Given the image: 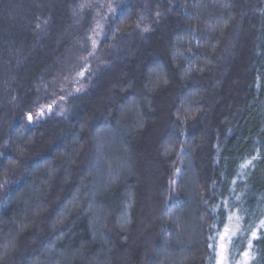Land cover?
Segmentation results:
<instances>
[{
	"label": "trees",
	"instance_id": "obj_1",
	"mask_svg": "<svg viewBox=\"0 0 264 264\" xmlns=\"http://www.w3.org/2000/svg\"><path fill=\"white\" fill-rule=\"evenodd\" d=\"M91 1L0 0V264H264V0Z\"/></svg>",
	"mask_w": 264,
	"mask_h": 264
},
{
	"label": "rangeland",
	"instance_id": "obj_2",
	"mask_svg": "<svg viewBox=\"0 0 264 264\" xmlns=\"http://www.w3.org/2000/svg\"><path fill=\"white\" fill-rule=\"evenodd\" d=\"M92 1H96V0H92ZM96 2H99V0H97ZM73 81H74L73 79H69L68 81L63 82L60 85L59 92H62L63 96H67L68 94L71 93V90H73L72 88L75 87V84H73ZM76 81H78V79ZM152 195H153L152 193L149 194V199H150V196H152ZM239 224L240 223H239V220L237 218L236 213L235 212H231V213L228 212L225 226H227V228L231 234V237H232L231 242L220 241L218 234L215 235V237H216V239L214 240V246H215L214 254L215 255H214V259L212 261L213 264H221V261H223V264H248L249 263V258H250L249 243H247L246 245H242V243L238 244V246L236 248L237 251L239 252L241 249H243V250L237 254H234L235 252L233 253L234 248L236 247L235 244H236L237 238H238L239 233H240ZM225 226L221 230L220 234H222L224 232ZM220 243H224L226 245V247L223 251V254H221V249L219 247ZM245 253H247L248 255L245 256L244 255Z\"/></svg>",
	"mask_w": 264,
	"mask_h": 264
},
{
	"label": "snow or ice",
	"instance_id": "obj_3",
	"mask_svg": "<svg viewBox=\"0 0 264 264\" xmlns=\"http://www.w3.org/2000/svg\"><path fill=\"white\" fill-rule=\"evenodd\" d=\"M29 118H31V117H29ZM262 225H264V222H262ZM253 235L255 236V233H253ZM218 236H219V240L220 241H228V242H231V238L232 237H231V234H230L227 226H225L224 232L222 234L218 233ZM211 239H214L215 240L216 237H212ZM219 247L221 249V254H223V251H224L226 245L224 243H220L219 244ZM244 255L247 256L248 254L245 253ZM221 264H223V261H221Z\"/></svg>",
	"mask_w": 264,
	"mask_h": 264
}]
</instances>
